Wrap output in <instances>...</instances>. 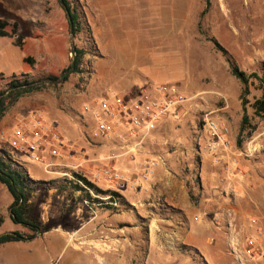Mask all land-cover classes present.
I'll list each match as a JSON object with an SVG mask.
<instances>
[{"label":"rangeland","instance_id":"374dc122","mask_svg":"<svg viewBox=\"0 0 264 264\" xmlns=\"http://www.w3.org/2000/svg\"><path fill=\"white\" fill-rule=\"evenodd\" d=\"M68 1L78 10L80 17L79 31L75 33L74 40L76 49L83 51L78 71L60 81L48 79L52 76L58 80L67 71L72 60L70 46L64 67L51 72L38 70L14 75L7 78L0 88V92L7 91L10 82L17 80L42 84L40 89L25 93L7 109V121L0 120V140L13 144L17 127L26 122L29 124L35 115H42L48 123H55L60 127L64 139L73 148L66 151L62 158H47L54 162L48 169L26 155L27 160L18 159L14 163L15 166L24 168L33 180L30 183L32 189L29 191V204L32 217L41 222L43 229L28 241L39 238L41 244L38 254L33 250L37 249L36 246L25 247V251L33 254L32 258L27 257L30 262H22L24 249L20 245L8 244L0 249V264H37L32 261L34 259L43 260V264H116L117 257L122 256L125 264H133V260H138L137 264H143L147 256L144 251L147 242L146 225H142L140 253L110 252L109 262H106V254L85 253L84 229L80 232L81 236L71 229L74 222L69 219L74 218L73 213L96 214L112 208V212H115L119 207L132 215L140 208L117 191L115 184L94 177L106 164L116 167L114 154L125 149L116 138L93 136L96 124L92 114L85 112L84 107L86 104H95L104 94L117 92L127 101H132L144 86L174 83L187 97V101L172 111L173 117L166 121L162 129L158 127L155 130L159 134V145L167 149L190 150L195 148L196 136L202 138L204 144L205 133L198 125L199 118L204 114L210 113L213 116V110L226 112L219 110L225 106L233 111L239 108L240 115L243 114L244 85L233 75L230 59L244 71L264 72V0ZM14 6L20 8L23 16L34 18L37 26L45 29L46 34L54 30L57 21L63 20L65 26L69 21L60 0H14ZM17 22L19 21L8 22L6 29L11 32L8 36L14 38L15 44L19 35L24 37L23 47L28 36L19 33ZM66 33H70V28ZM31 58L32 61L28 63L34 64V58ZM53 63L56 65L59 62L55 59ZM260 94L258 83L253 82L247 98L253 102ZM182 107L189 109L185 117L180 112ZM247 112L251 121L246 126L244 137L237 139V145L241 146L246 138L254 143L251 145L253 153L249 156L253 172L257 174V171H261L264 175V134L260 136L256 131L260 126L257 120L264 118L257 117L250 104ZM6 127L9 132H3ZM262 127L264 124L261 129ZM107 153L111 155L110 158H104ZM82 178L107 193L97 192L84 184ZM76 184L82 186V189H77ZM0 186V215L3 217L0 234L15 230L30 233L28 228L11 219L9 203L13 196L6 185L0 182ZM257 191L260 202L261 199L264 200V190ZM125 193L136 201L143 195L139 190ZM192 197L195 198L193 195ZM111 200H119V205L115 202L107 203ZM260 204L264 207V201ZM43 218L49 220L47 224L42 223ZM60 222L64 231L61 229L58 233L63 240L68 239V249L65 252L52 250L44 241L54 234L50 229L58 227ZM95 223L100 225V222ZM253 230L251 228L250 232L254 237L256 233ZM112 234L117 235L115 232ZM105 235L100 226H93L87 234L93 237L91 248L101 249V237ZM213 236L217 238L215 234ZM247 237L243 241L245 245L242 248L241 264L244 261L247 263L244 255ZM94 239H98V244ZM122 239L125 246L127 241L132 240L127 235ZM107 240L111 249L115 250L120 246L116 237H107ZM78 246H81V252L75 254L72 249L79 248ZM261 250L262 255L250 258L247 264H264V249ZM169 256L174 254L170 253ZM177 257L172 258V263L168 264H197L193 260L183 261Z\"/></svg>","mask_w":264,"mask_h":264},{"label":"crops","instance_id":"0c3cea01","mask_svg":"<svg viewBox=\"0 0 264 264\" xmlns=\"http://www.w3.org/2000/svg\"><path fill=\"white\" fill-rule=\"evenodd\" d=\"M65 15L67 16L66 10ZM0 20L8 22L18 20L19 33L28 36L23 47L16 45L11 36H0V88L4 86L7 78L14 75L34 73L38 70L57 71L66 65L67 52L71 46L70 33H66L70 28L69 21L66 26L63 20L57 21L54 30L46 34L45 29L37 26L34 18L21 14L20 8L14 6V0H0ZM26 57H33L34 64L26 62ZM55 59L59 62L56 65L53 63ZM219 110L226 112L214 110L211 112L216 119L226 121L230 126V146L227 149L213 151L208 147L207 140L203 144L202 138L198 136L194 137V149H167L159 145L158 131H154L146 137L142 148L133 155H130L126 148L114 154L116 167L130 175L135 186L117 191L140 208L132 215L119 207L115 212H112V208L110 211L96 214L73 213L74 218L69 219L70 222H74L71 229L80 236L84 229L85 253L106 254V262H109L110 252L140 253L142 225H146L147 241L144 250L147 256L143 264L148 262L168 264L177 256L179 260H193L197 264H241L239 257L243 256L244 238L253 237L251 228L256 233L254 238L257 245L264 249V207L260 204L264 200L258 202L257 199L259 198L257 190H264V175L261 171H257V174L253 172L252 159L249 156L253 153L251 145L254 143L246 138L241 146L237 145V139L243 138L246 131L242 130L243 114L240 115L239 108L233 111L225 106ZM188 111V108L182 107L180 112L185 117ZM171 114L172 112L161 120L159 124L161 129L166 121L171 120L173 117ZM7 116L8 114L2 120L7 121ZM257 122L260 126L256 131L262 136L264 127L261 129V125L264 124V120ZM6 129L3 132L10 131L7 127ZM118 129L125 130V127L119 125ZM7 142L0 140V149L9 151L14 162H18V159L27 160V154L18 151L12 143ZM110 156L108 154L104 158ZM25 167L30 171L28 165ZM144 173L147 174V178L143 176ZM136 190L143 194L139 201L131 200L125 193ZM114 202L119 205V200L107 203ZM11 203L12 201L9 204ZM253 219H256V223L252 222ZM48 221L46 218L42 219L43 224H47ZM95 222H100V225ZM93 226H100V230L106 234L101 237V249L91 248L93 237L87 234ZM62 227L63 224L60 222L58 227L50 229L54 234L44 240L52 250L58 252H65L68 249V239L63 240L62 235L58 233L61 229L64 231ZM114 232L116 236L112 234ZM214 234L217 238L213 236ZM124 235L132 238L131 242L127 241V246L122 239ZM106 236L111 239L116 237L120 246L115 250L109 248ZM94 240L97 243L98 239ZM12 243L24 249L21 255L22 262H30L27 257L33 256L25 251V247L36 246L37 249L33 250L37 254L40 251L39 238L8 242L1 245L0 249L8 244L13 245ZM78 247L72 249L75 254L80 251L81 246ZM170 253L174 256L170 257ZM34 260H32L34 263L43 264V260ZM250 260L246 258L247 263ZM116 262L125 264L124 257H117ZM132 262L137 264L139 261ZM243 263L247 264L245 261Z\"/></svg>","mask_w":264,"mask_h":264},{"label":"built area","instance_id":"2783aa9c","mask_svg":"<svg viewBox=\"0 0 264 264\" xmlns=\"http://www.w3.org/2000/svg\"><path fill=\"white\" fill-rule=\"evenodd\" d=\"M186 101L187 97L180 92L176 84L162 83L142 87L140 94L132 101H127L117 92L104 94L95 104H86L84 109L94 118L96 124L94 137L116 138L122 143L121 147L133 155L142 148L146 137L159 127L161 120ZM30 125H33V128L28 130ZM119 125L124 126L125 130L120 131ZM198 125L205 133L208 147L213 151L229 148L228 122L220 121L206 113L199 118ZM13 144L32 161L43 164L47 169L54 164L47 158L52 160L62 158L66 151L73 149L64 139L60 127L55 123H48L42 115L33 116L29 124L26 122L19 125L15 131ZM143 176L147 178V174L144 173ZM94 177L115 184L116 190L134 186V180L130 175L111 164L102 166ZM252 222L256 223V219ZM244 255L247 258L262 255L261 248L252 236L246 238ZM239 262L242 263V257H239Z\"/></svg>","mask_w":264,"mask_h":264},{"label":"trees","instance_id":"16d2710c","mask_svg":"<svg viewBox=\"0 0 264 264\" xmlns=\"http://www.w3.org/2000/svg\"><path fill=\"white\" fill-rule=\"evenodd\" d=\"M68 8L70 9L75 33L79 31L80 17L78 10L73 8L68 0H65ZM68 16V14H67ZM69 19V18H68ZM8 22L5 20H0V36L11 35L6 27ZM70 25V22H69ZM14 33L16 30L14 29ZM16 44L22 46L24 43V37L19 35L16 40ZM77 61L76 67L73 72H77L79 69V64L81 61V56L83 54L82 50H77ZM27 62H31V57H26ZM231 70L234 76L240 79L244 85L242 90V106H243V116H242V130L246 129L247 124L250 122L249 115L247 112V106L250 104L254 109V112L259 117H264V72L261 74L259 71H244L238 67V65L230 59ZM71 64L66 70L70 68ZM49 80L55 79V77L49 76ZM253 82L258 83V89L261 91L259 97H256L253 102L247 98L250 94V85ZM42 84H34L33 82L25 81H11L9 89L4 92H0V120L5 116L7 109L14 104V102L24 95L25 93L32 92L34 90L40 89ZM254 128V127H253ZM240 140V139H239ZM14 160L11 153L7 150L0 149V182L9 189L12 193L13 200L10 205V216L15 223L22 224L30 230V233H23L21 231H8L0 234V246L13 241H21L32 239L36 236L39 231H42L43 225L38 219L32 217L31 208L29 204V191L32 189L30 183L33 182L31 178L27 175L24 168L15 166ZM84 184L89 185V187L94 188L97 192L106 194L107 191L98 188L95 184L82 178ZM77 189H82V186L76 184ZM119 196V193L115 192ZM114 196V195H113ZM3 222V217L0 215V223Z\"/></svg>","mask_w":264,"mask_h":264},{"label":"water","instance_id":"95a60500","mask_svg":"<svg viewBox=\"0 0 264 264\" xmlns=\"http://www.w3.org/2000/svg\"><path fill=\"white\" fill-rule=\"evenodd\" d=\"M62 6L65 8L67 14H68V18H69V22H70V44H71V56H72V60H71V66L70 68L60 77V79L56 80L53 79L52 81H60L66 78L67 75H69L70 73H72L75 70L76 67V61H77V49L75 47V30H74V22H73V18L70 12V9L68 8V5L66 3L65 0H60Z\"/></svg>","mask_w":264,"mask_h":264},{"label":"bare ground","instance_id":"6f19581e","mask_svg":"<svg viewBox=\"0 0 264 264\" xmlns=\"http://www.w3.org/2000/svg\"><path fill=\"white\" fill-rule=\"evenodd\" d=\"M263 6H264V4H263ZM247 9V8H246Z\"/></svg>","mask_w":264,"mask_h":264}]
</instances>
